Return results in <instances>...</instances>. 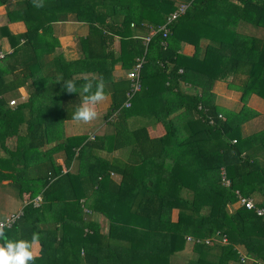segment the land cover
Listing matches in <instances>:
<instances>
[{"label": "trees", "instance_id": "1", "mask_svg": "<svg viewBox=\"0 0 264 264\" xmlns=\"http://www.w3.org/2000/svg\"><path fill=\"white\" fill-rule=\"evenodd\" d=\"M178 3L186 9L165 26ZM0 8V49L9 47L0 59V210L2 193L41 199L0 234L10 250L0 264H172L186 236L198 242L187 243L185 264L264 263L261 217L234 205L237 192L264 209V126L240 133L260 116L248 99L264 102V0H0ZM69 19L87 26L71 61L53 36ZM13 23L24 32L12 34ZM137 63L132 93L126 73ZM227 79L237 112L214 105L213 87ZM84 104H105L104 128L92 140L64 136L65 122L89 113ZM157 124L164 134L150 138L146 128Z\"/></svg>", "mask_w": 264, "mask_h": 264}, {"label": "crops", "instance_id": "2", "mask_svg": "<svg viewBox=\"0 0 264 264\" xmlns=\"http://www.w3.org/2000/svg\"><path fill=\"white\" fill-rule=\"evenodd\" d=\"M183 4V3H180ZM179 3L177 5H180ZM3 12L2 8H0V23L2 22V15ZM8 30L12 34H20L24 32V27L21 23H13L8 25ZM87 34V26L84 24L74 22L71 19H69L66 22L63 23H57L53 26V36L56 37V41L58 43V47L55 49V52L60 54L65 60L71 61L75 60L78 57V51L76 52L72 50L71 52H68V48H75L76 47V41L80 37H84ZM113 42V49L117 50L118 48V41L117 38H114ZM76 40V41H75ZM200 46H204L206 44L205 40L200 41ZM77 48V47H76ZM2 49L6 50L9 47L3 42L2 43ZM185 56H191L193 53V49L191 46L184 45L181 48L180 51ZM122 71L120 70L119 66L114 67L113 76L118 77L120 76ZM229 79L224 81H218L215 83L212 93L214 94V105L221 109H225L228 111L237 112L240 107L241 103L238 100V94L236 92L230 91L226 89V84L228 83ZM18 91L23 93L26 96V92L24 89L20 88ZM86 110L89 111V113L85 116L83 120L80 121H69L65 122V124H69L71 126H85L86 129L80 131V132H73L68 135L64 134V136H75V135H88V133L97 134L98 130L104 127L103 124H100V119L102 118V110H105V104H101L103 108L98 111V108L96 105L93 104H84L83 105ZM246 107L249 109L256 111L260 116L256 117L246 123H244L240 128V133L243 136L250 135L252 133L258 132L263 128V118L262 115L264 114V102L258 99L257 97L251 96L248 101L246 102ZM175 118V117H173ZM181 121V120H180ZM134 124V123H133ZM88 130V132L83 133L84 131ZM64 132V131H63ZM147 135L150 138H157L164 134V130L161 124H157L153 127H147L146 128ZM65 133V132H64ZM1 152V151H0ZM101 156H107L103 153H99ZM2 156V155H1ZM117 156V153H111L107 157H114ZM58 164L60 163L62 165V162L60 159H58ZM59 164V165H60ZM60 165V166H61ZM62 170H64L62 165ZM75 169V163L72 164L70 170ZM5 182H3L4 184ZM3 200L1 203V206L3 208V211L0 210V219H3L7 214L11 212H15L18 209H20L23 205V202H25L28 199V196L24 194L22 196L21 201L17 200L10 194H3ZM37 197V196H36ZM20 202V205H19ZM21 206V207H20ZM1 208V209H2ZM6 209H8V212H6ZM91 220H94L96 223H99L102 228L104 229L106 227L105 221L97 215H91L89 217ZM242 252H244L243 248L239 247ZM39 251V246L37 242H30L27 247V253L29 257H37ZM10 254L9 249L1 248L0 247V256L1 257H7Z\"/></svg>", "mask_w": 264, "mask_h": 264}, {"label": "built area", "instance_id": "3", "mask_svg": "<svg viewBox=\"0 0 264 264\" xmlns=\"http://www.w3.org/2000/svg\"><path fill=\"white\" fill-rule=\"evenodd\" d=\"M186 6H187L186 4L179 5L177 7V9L167 17L165 26L169 25L177 17H179L184 12V10L186 9ZM165 26H161L159 28V30L161 29V31H162V37L163 38L167 37V35H168V30ZM153 34H154V32L152 31V32H150L149 36H151ZM148 40H149V37H146L144 39L145 42H147ZM3 56H4V51L2 49H0V59ZM139 69H140V63H137L134 65V67L131 71H128L126 73V78L132 82V84H131V92L132 93L138 91V89H139L138 75H137ZM7 104H8V106L11 107L15 104V100H10V101H8ZM196 109L198 111L202 110L200 105H198ZM203 112L205 113L206 110L203 109ZM221 118H222L221 115L218 114L217 119H221ZM205 120H206V123L208 125H210V126L213 125L214 119L212 117L207 115V116H205ZM88 139L92 140V135H89ZM232 143H234V141H232ZM62 171L64 172V170H62ZM222 180H223L224 186H227L228 182L225 181L223 177H222ZM235 194H236V203L234 204L235 207L239 206V207H243L245 210H250V211L253 210L254 213L256 214V216L261 217V220L264 224V209L262 207H255V205L253 204V200L251 198L242 197L239 194H237V192H235ZM29 202L32 204L33 207H38V205L41 203V199L39 196H37V197L31 199L30 201H25V202H23L22 207ZM22 207L15 212H11V213L7 214L3 219H0V234L2 233V231L4 229H9L21 217ZM185 240H186V242H190V243L198 242V240H194L188 236L185 237ZM204 242L208 243V240H205ZM221 243L222 244L226 243L224 238L221 239ZM237 253L240 256V261L244 262V260H246L245 256L240 254L241 253L240 251H237ZM258 264H264V263H258Z\"/></svg>", "mask_w": 264, "mask_h": 264}, {"label": "rangeland", "instance_id": "4", "mask_svg": "<svg viewBox=\"0 0 264 264\" xmlns=\"http://www.w3.org/2000/svg\"><path fill=\"white\" fill-rule=\"evenodd\" d=\"M252 33H254V34H260V32L258 31V32H255V31H251ZM43 35H45V37H48V32H46V33H44ZM76 41V40H75ZM77 42V41H76ZM77 47V46H76ZM68 48L67 47V49H68V52L70 51H72V50H74L75 52H76V50H77V48ZM78 51V50H77ZM45 81H48V82H50V81H52L51 79H45ZM23 94V93H22ZM84 129H86V127L83 125V126H71V125H69V124H63V131L65 132H63V134H66V135H68V134H70V133H73V132H80V131H82V130H84ZM85 132H88V130H86V131H84L83 133H85ZM92 135L91 133H88V135ZM65 135V136H66ZM1 155H3V153L2 152H0V157H1ZM54 157L57 159V162H58V159H60L61 160V154L59 155V154H55L54 155ZM61 162H62V160H61ZM60 164V163H59ZM61 165V164H60ZM61 167H62V165H61ZM8 193V192H7ZM253 201H256L257 199H256V196H255V198H253L252 199ZM19 205H20V202H19ZM21 207V206H20ZM1 211H3V208L1 209ZM6 212H8V209H6ZM187 243H190V242H187ZM186 243V245H185V249L182 251V252H180L178 255H175V256H173V257H171V263L172 264H185L188 260H190V259H192L193 258V255L190 253V247H189V245ZM236 249H237V251H240L241 253L240 254H242V255H245V253L244 252H242V250L239 248V247H236ZM229 264H236V263H233V262H230Z\"/></svg>", "mask_w": 264, "mask_h": 264}, {"label": "clouds", "instance_id": "5", "mask_svg": "<svg viewBox=\"0 0 264 264\" xmlns=\"http://www.w3.org/2000/svg\"><path fill=\"white\" fill-rule=\"evenodd\" d=\"M89 136V135H88Z\"/></svg>", "mask_w": 264, "mask_h": 264}]
</instances>
